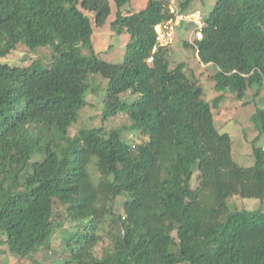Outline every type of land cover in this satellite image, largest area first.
Wrapping results in <instances>:
<instances>
[{
  "label": "trees",
  "instance_id": "16d2710c",
  "mask_svg": "<svg viewBox=\"0 0 264 264\" xmlns=\"http://www.w3.org/2000/svg\"><path fill=\"white\" fill-rule=\"evenodd\" d=\"M110 1L117 10L112 29L129 36L119 64L96 56L84 14L100 28ZM133 1L0 0V58L18 44L53 53L47 68L0 63V245L28 259L48 249L59 204L75 230L63 237L66 256L54 264H264V212L227 204L233 196L264 201V147L253 146L250 167L232 159L231 138L215 128L185 65L170 68L164 49L152 52L155 27L171 17L169 1L148 0L123 15ZM195 50L216 69L215 100L227 90L243 97L251 89L257 97L264 89V0H217ZM93 76L107 81L104 119L120 112L129 124L71 137L96 90ZM127 92L137 98L121 101ZM251 123L257 138L264 136V108ZM127 131L147 141L130 146Z\"/></svg>",
  "mask_w": 264,
  "mask_h": 264
},
{
  "label": "rangeland",
  "instance_id": "374dc122",
  "mask_svg": "<svg viewBox=\"0 0 264 264\" xmlns=\"http://www.w3.org/2000/svg\"><path fill=\"white\" fill-rule=\"evenodd\" d=\"M148 0H134L131 4L122 8V14L128 15L136 13L145 8ZM170 2V0H168ZM186 0H177V5L181 9V4ZM217 0H193L187 5L183 11L185 13L198 10L206 17L213 9ZM110 16L106 20L104 26L98 28L94 24V16L92 13L85 12L93 27L92 44L96 56L107 62L119 64L123 61L125 46L128 42V34L118 35L112 29V22L116 17V8L110 1ZM193 27L190 24L182 23L176 29L173 43L164 49V54L169 62L170 68H174L177 64L185 65L184 72L186 76L195 80L202 89V98L211 106L213 121L215 128L220 133H227L231 138L232 159L242 167H250L254 164L252 155L253 146L264 147V136L257 138V131L251 123V116L257 108H264V89L257 97L253 96V90H247L243 97H239L237 93L225 91L222 96L215 100L218 94L214 85L213 75L216 69L211 65H203L197 56L196 50L188 42L189 33ZM52 50L49 47H38L29 50L25 45L18 44L16 48L8 55L0 58L1 64H7L11 67L26 68L32 63L39 64V68H47L50 66L52 58ZM107 81L101 76H93L90 78V85L95 88L94 93L87 96V105L79 111L77 121L71 125L68 130L69 136H74L83 128H101L104 132L124 127L129 124L127 116L123 113H117L115 116L104 119L105 98ZM137 98L129 92L121 94L120 100L132 102ZM122 138L130 146L138 145L146 142L147 138L139 134V132H124ZM181 166L179 170H183ZM197 185V172L191 179V188ZM122 198H117L115 202V210L122 213ZM231 210H248L253 211L261 209L264 212V201L260 202L256 199H242L233 196L227 201ZM53 219L59 224L56 232L51 238L50 247L42 249L32 259L19 258L9 253L5 245H0V264H31L32 261H40L45 264H54V261L66 256L63 250V237L69 232L75 230V223L70 222L64 213V208L59 204L54 205ZM5 236L0 232V240ZM108 244V240H104L95 248L97 256L102 255V250Z\"/></svg>",
  "mask_w": 264,
  "mask_h": 264
},
{
  "label": "built area",
  "instance_id": "2783aa9c",
  "mask_svg": "<svg viewBox=\"0 0 264 264\" xmlns=\"http://www.w3.org/2000/svg\"><path fill=\"white\" fill-rule=\"evenodd\" d=\"M177 0H170L169 13L171 17L155 27V45L152 52H156L158 49H165L170 46L174 41V35L177 28L182 23L190 24L193 29L189 33L188 42L196 49V43L202 39V30L205 26V17L198 10L191 12H183L177 5ZM197 53V52H196ZM152 61V58L147 60L148 63Z\"/></svg>",
  "mask_w": 264,
  "mask_h": 264
}]
</instances>
